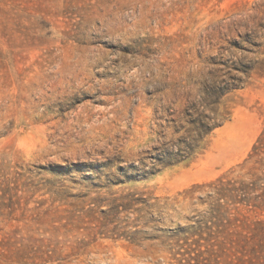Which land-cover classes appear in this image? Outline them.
I'll return each instance as SVG.
<instances>
[{
	"label": "rangeland",
	"instance_id": "obj_1",
	"mask_svg": "<svg viewBox=\"0 0 264 264\" xmlns=\"http://www.w3.org/2000/svg\"><path fill=\"white\" fill-rule=\"evenodd\" d=\"M263 135L264 0H0V264H264Z\"/></svg>",
	"mask_w": 264,
	"mask_h": 264
},
{
	"label": "trees",
	"instance_id": "obj_2",
	"mask_svg": "<svg viewBox=\"0 0 264 264\" xmlns=\"http://www.w3.org/2000/svg\"><path fill=\"white\" fill-rule=\"evenodd\" d=\"M225 92L224 91H220L219 89L215 88L214 90L211 91V95H213V97H218V96H222ZM219 125L221 124H213L210 125L207 122H196L195 127H197V131L199 133V137H204L208 134H210V132H212L215 128H217ZM264 153V135L262 137L259 138V140L257 141L256 145L253 148V154L250 155L249 160H252L255 157H258L257 160H255V164L257 166L253 167V170L255 171H261V175H258L253 182L251 183V185L248 186H244L243 189L242 188H226V190L229 193L234 194L235 192H239V191H244L245 193H252L255 192L257 188V183L259 181H263V186L262 188H260L262 190V193L260 195H256L254 197H250L248 199L245 200L246 205L248 207L251 208H256V209H264V157H261L262 154ZM261 157V158H259ZM169 162H166L167 165H173L175 163L178 162V160H176L175 158H170V160H168ZM254 176H256V174H254ZM219 184L223 185V181L221 179H219ZM228 184H232V183H228ZM223 187H221L218 190V193L220 195H226L223 193Z\"/></svg>",
	"mask_w": 264,
	"mask_h": 264
}]
</instances>
